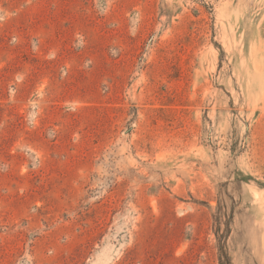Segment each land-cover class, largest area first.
<instances>
[{"label":"rangeland","instance_id":"374dc122","mask_svg":"<svg viewBox=\"0 0 264 264\" xmlns=\"http://www.w3.org/2000/svg\"><path fill=\"white\" fill-rule=\"evenodd\" d=\"M0 264H264V0H0Z\"/></svg>","mask_w":264,"mask_h":264}]
</instances>
